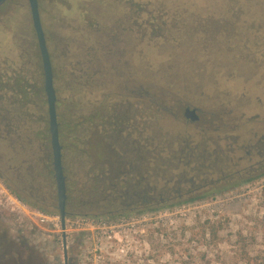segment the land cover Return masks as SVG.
Masks as SVG:
<instances>
[{"label": "rangeland", "instance_id": "1", "mask_svg": "<svg viewBox=\"0 0 264 264\" xmlns=\"http://www.w3.org/2000/svg\"><path fill=\"white\" fill-rule=\"evenodd\" d=\"M39 1L56 96L71 112L115 107L149 118L154 134L195 125L225 127L247 142L264 134V1L247 0L243 10L237 2L217 9L215 0ZM35 46L28 1L3 3L0 74ZM1 85L2 76L0 110L10 107ZM187 104L200 115L192 125L182 121ZM8 195L16 196L0 177L9 234L46 264H63L50 233L7 209ZM147 213L149 255L131 264H264V175ZM78 248L74 241L67 249V264H80Z\"/></svg>", "mask_w": 264, "mask_h": 264}, {"label": "flooded vegetation", "instance_id": "2", "mask_svg": "<svg viewBox=\"0 0 264 264\" xmlns=\"http://www.w3.org/2000/svg\"><path fill=\"white\" fill-rule=\"evenodd\" d=\"M0 76L5 82L6 71ZM4 108L0 110V177L22 199L34 204L30 207L53 206L55 195L57 206L51 144V166L46 170L39 157L46 155L45 148L35 140L27 142L30 134L25 132L30 128L24 132L22 125L16 127L18 130L9 126ZM186 108L195 109L197 121L184 117ZM90 114L96 115L101 139L98 159L80 153L76 159L72 156L70 168L85 190L88 183L84 174L95 165L90 174L98 178V193L92 195L86 189L84 197L78 198L81 202L68 201L66 196V211L71 208L76 214L107 217L142 213L226 192L264 172V134L254 133L247 142L225 127L197 125L185 132L161 128L154 134L149 118L133 119L115 107H99ZM182 117L183 123L190 125L200 121L197 108L189 104L183 106ZM108 138L112 141L109 144L104 141ZM0 264L46 263L32 247H24L9 234L0 218Z\"/></svg>", "mask_w": 264, "mask_h": 264}, {"label": "trees", "instance_id": "3", "mask_svg": "<svg viewBox=\"0 0 264 264\" xmlns=\"http://www.w3.org/2000/svg\"><path fill=\"white\" fill-rule=\"evenodd\" d=\"M258 1L262 3L264 0ZM235 2L238 3L239 9L243 10V5H245L244 3H247V0H215L217 9L232 7L236 4ZM39 4L40 1L38 0V8ZM233 11L234 10H232V12ZM214 13L217 14L218 11L216 12L214 9ZM234 13H237L236 8ZM204 20L205 18L202 19L201 25H205V23H203ZM208 27L210 26H207V28ZM34 48L35 50L31 49L30 52H24V58L22 62H20L21 65H13L11 66V70L6 72V80L2 83L1 90L4 91L6 100L10 107L4 108L5 112L3 116L8 125L12 126L14 129L22 125L25 132L26 129L28 130L30 128L29 132H25L30 134L27 142H34L35 140L38 142L40 148H45L47 151L46 155L44 153L39 157L40 161L44 162V168L47 170L51 166L48 114L46 108L47 104L43 88L42 64L38 45ZM70 108L71 107L68 105L67 100H56L58 134L59 142L62 148V167L66 183V196L68 201L77 199V201L81 202L78 198L84 197L86 189L88 190V193L91 192L92 195H96L98 193V188L96 186L98 184V178L95 177L94 173L92 175L90 174V172L95 168V165H93L91 169L88 172L86 171L84 174V178L88 183V186L86 185L87 188L84 190L81 189L84 184H80L79 179L76 178L75 174L73 175L70 163L73 162L72 159L75 156L78 158L80 153L86 154L94 161L98 159L97 150L101 143V139L95 126L96 115L90 114L88 116H83L77 113V111L71 112ZM15 121L17 122L16 126L14 123ZM104 141L108 144L112 142L110 138ZM30 170H33L32 165ZM261 175H264V172L257 177ZM254 178H250L247 181ZM13 193L18 199L22 200L27 205H34L22 199L16 192L13 191ZM199 199L203 198H192L184 200L183 202ZM54 203L55 204L53 206L34 207L46 213H54L57 212L56 195L54 196ZM66 213L76 214L71 211H66Z\"/></svg>", "mask_w": 264, "mask_h": 264}, {"label": "built area", "instance_id": "4", "mask_svg": "<svg viewBox=\"0 0 264 264\" xmlns=\"http://www.w3.org/2000/svg\"><path fill=\"white\" fill-rule=\"evenodd\" d=\"M5 203L10 212L27 216L31 225L50 233L52 241L61 248L63 240L66 249L77 241L80 264H131L149 255L151 218L147 212L109 217L66 214L62 221L58 211L43 212L16 196L8 195Z\"/></svg>", "mask_w": 264, "mask_h": 264}, {"label": "water", "instance_id": "5", "mask_svg": "<svg viewBox=\"0 0 264 264\" xmlns=\"http://www.w3.org/2000/svg\"><path fill=\"white\" fill-rule=\"evenodd\" d=\"M8 0H0V6ZM29 5V10L31 14L32 26L34 29L39 54L41 58L42 70H43V88L46 95L47 103V114H48V130L50 135V144L52 150V165L54 172V180L56 184L57 192V211L63 221L66 213L65 202H66V185L65 176L62 170L61 164V145L59 142L58 134V122L56 113V93L53 86V71L50 61L49 52L46 46L45 34L42 29L38 0H27ZM184 117L190 121H197L198 115L195 109L186 108ZM63 264H67V249L66 243L63 240Z\"/></svg>", "mask_w": 264, "mask_h": 264}]
</instances>
